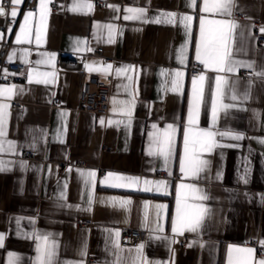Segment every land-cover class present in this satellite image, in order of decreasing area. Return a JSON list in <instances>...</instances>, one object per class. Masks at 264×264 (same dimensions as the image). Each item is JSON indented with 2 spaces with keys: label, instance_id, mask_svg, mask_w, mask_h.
Here are the masks:
<instances>
[{
  "label": "crops",
  "instance_id": "1",
  "mask_svg": "<svg viewBox=\"0 0 264 264\" xmlns=\"http://www.w3.org/2000/svg\"><path fill=\"white\" fill-rule=\"evenodd\" d=\"M8 1L0 264H264V0ZM91 74L105 114L78 108Z\"/></svg>",
  "mask_w": 264,
  "mask_h": 264
},
{
  "label": "built area",
  "instance_id": "2",
  "mask_svg": "<svg viewBox=\"0 0 264 264\" xmlns=\"http://www.w3.org/2000/svg\"><path fill=\"white\" fill-rule=\"evenodd\" d=\"M59 4V0H51V6L55 9ZM98 4L101 6L105 5L104 1H99ZM24 7L32 11L38 9V0H25ZM0 16H4L5 22L0 27L3 28L8 24H13L12 18L9 16V1L3 0L0 3ZM255 35L258 44L262 43L263 37L258 32V27L255 30ZM10 39L3 38L0 40V84L8 81H13L16 78L24 77L26 74V65L23 62H17L8 59V50L10 47ZM96 54L102 56L103 61L107 64H112L114 58L111 56H106L103 54L102 48L96 49ZM58 64L61 68L70 69V70H80L82 66L81 58L71 57L67 58L60 56L58 59ZM203 64L197 62L194 63L190 68V74L196 76L204 72ZM243 76H250V70H243ZM109 95H110V83L102 81L98 76L91 74L83 82L79 101L78 108L85 110L87 112L95 114H105L108 112L109 107ZM16 106L20 105V102H15ZM28 157H31V154H27ZM164 174L163 172H161ZM78 223L81 226L90 225V220H79ZM147 237V231L139 228H125L121 232L120 245L121 246H130L136 242L145 241ZM258 246V253L264 258V248L259 244L255 243ZM90 262H93V259L88 258Z\"/></svg>",
  "mask_w": 264,
  "mask_h": 264
}]
</instances>
